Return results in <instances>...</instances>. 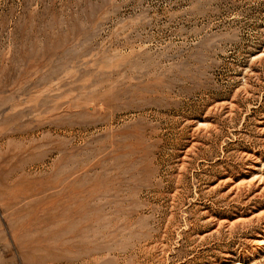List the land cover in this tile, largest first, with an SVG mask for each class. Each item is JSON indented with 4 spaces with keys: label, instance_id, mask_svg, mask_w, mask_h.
<instances>
[{
    "label": "rangeland",
    "instance_id": "374dc122",
    "mask_svg": "<svg viewBox=\"0 0 264 264\" xmlns=\"http://www.w3.org/2000/svg\"><path fill=\"white\" fill-rule=\"evenodd\" d=\"M0 264H264V0H0Z\"/></svg>",
    "mask_w": 264,
    "mask_h": 264
}]
</instances>
